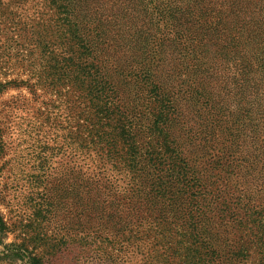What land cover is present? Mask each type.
<instances>
[{"label": "trees", "instance_id": "obj_1", "mask_svg": "<svg viewBox=\"0 0 264 264\" xmlns=\"http://www.w3.org/2000/svg\"><path fill=\"white\" fill-rule=\"evenodd\" d=\"M39 1L47 10V79L59 83L56 92L69 83L79 92L67 105L83 109L81 150L100 151L132 176L122 206L142 218L138 208L168 207L177 193L174 217L206 225L209 264H234L245 249L226 257L228 235L247 220L253 235L257 224L264 0ZM114 194L109 201L101 191L102 203Z\"/></svg>", "mask_w": 264, "mask_h": 264}, {"label": "rangeland", "instance_id": "obj_2", "mask_svg": "<svg viewBox=\"0 0 264 264\" xmlns=\"http://www.w3.org/2000/svg\"><path fill=\"white\" fill-rule=\"evenodd\" d=\"M120 17L126 24L127 17ZM58 84L47 79L44 5L0 0V264H209L206 225L191 216L174 217L177 193L168 207L155 201L138 208L142 218L122 206L132 176L100 151L81 150L83 109L67 105L79 92L71 83L56 92ZM259 160L255 234L247 220L228 235L226 257L245 249L234 264H264V159ZM95 179L110 192L95 188ZM101 191L109 201L115 193V202L102 203Z\"/></svg>", "mask_w": 264, "mask_h": 264}]
</instances>
